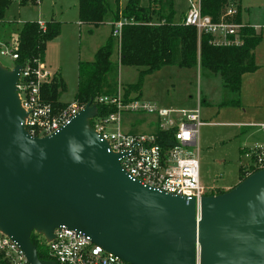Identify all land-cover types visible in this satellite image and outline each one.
Segmentation results:
<instances>
[{
	"label": "water",
	"instance_id": "water-1",
	"mask_svg": "<svg viewBox=\"0 0 264 264\" xmlns=\"http://www.w3.org/2000/svg\"><path fill=\"white\" fill-rule=\"evenodd\" d=\"M21 69L0 64V231L29 264H56L39 258L31 237L51 240L60 226L130 264H264V169L186 205L127 175L91 128L92 103L56 134L30 137Z\"/></svg>",
	"mask_w": 264,
	"mask_h": 264
},
{
	"label": "built area",
	"instance_id": "built-area-1",
	"mask_svg": "<svg viewBox=\"0 0 264 264\" xmlns=\"http://www.w3.org/2000/svg\"><path fill=\"white\" fill-rule=\"evenodd\" d=\"M189 1L191 5L184 24L194 27L199 38L201 35H210L211 43L220 47L244 45L243 30L247 25L235 21L238 15L236 6L227 8L219 20L214 21L212 17L203 14L201 0ZM128 23L129 20L121 18L111 25V36L117 43L121 41L123 27ZM38 25L43 32L46 31L45 22L38 21ZM4 48L6 51L0 54L9 55L16 65L18 55L7 50L5 46ZM55 77L56 75H51L46 70L44 62H38L36 66L28 64L21 69L17 94L21 108L26 113L24 129L32 138L43 139L56 134L84 108L74 101L64 109H55L44 101L42 88ZM96 102L116 107L113 114L107 116L97 114L91 119L90 125L107 143L110 152L122 156L119 160L120 165L127 175L161 193L185 198L186 205L194 199L199 207L207 191L199 181L198 137L199 129L205 124L201 118L200 104L197 108L188 109L163 108L155 103H142L139 100L124 102L123 91H119L115 96L99 97ZM132 113L153 115L154 131L148 134H131L122 130L124 115ZM256 127L264 130V123ZM156 131L174 132L177 144L164 150L158 142ZM242 158L246 163L241 165V169L246 177L263 170L264 146L245 148ZM38 235L45 252L56 264H130L92 243L90 236L66 226L56 228L51 240L42 234ZM0 264H29L18 244L2 231Z\"/></svg>",
	"mask_w": 264,
	"mask_h": 264
},
{
	"label": "rangeland",
	"instance_id": "rangeland-1",
	"mask_svg": "<svg viewBox=\"0 0 264 264\" xmlns=\"http://www.w3.org/2000/svg\"><path fill=\"white\" fill-rule=\"evenodd\" d=\"M127 1L121 0V8ZM173 3L174 21L179 23L190 9L191 2L173 0ZM239 6L241 22L258 26L257 33L261 35V41L254 51L259 69L244 77L239 107L223 106L222 103L232 97L224 88L221 76L201 69L199 65L193 69L164 67L146 74L140 87L139 101L155 103L163 108H197L201 93V117L205 124L199 129L198 161L199 181L207 190L206 194L225 192L224 188L238 185L241 165L246 163L242 158V148L264 146V130L239 127L247 123H264V0H240ZM5 20L18 24L40 20L61 23L60 34L47 43L44 66L51 75H59L66 85L60 102L73 103L78 89V64L80 61L94 60L96 51L108 40V24L88 34L87 28L78 24V0H39L36 5L24 7L14 1L5 13ZM1 44L0 52L6 51L4 46L14 51L13 47L17 45L11 40L6 43L1 41ZM112 60L118 62L117 43ZM0 64L8 69L15 66L9 55L0 54ZM140 80L139 69L119 66V91ZM153 119L154 116L147 113L127 114L121 127L127 133L148 134L153 131L150 128V124L154 125ZM253 133L252 139L248 140V135Z\"/></svg>",
	"mask_w": 264,
	"mask_h": 264
},
{
	"label": "trees",
	"instance_id": "trees-1",
	"mask_svg": "<svg viewBox=\"0 0 264 264\" xmlns=\"http://www.w3.org/2000/svg\"><path fill=\"white\" fill-rule=\"evenodd\" d=\"M14 1L24 7L36 5L39 0H0V43L11 40L14 53L18 55L16 64L20 66H36L44 62L47 43L61 32V23L46 21L43 32L37 21L18 24L5 20V13ZM121 0H78V18L80 25L99 28L106 24H114L121 18L129 23L123 27L119 43L110 36L95 53L93 61H80L78 64V89L75 102L81 106L88 103L96 106L98 116H107L116 112L115 106L101 105L96 99L103 96H115L119 92V66L139 69L140 81L135 85L123 87L124 102L139 100L140 87L146 74L156 72L164 67L176 66L182 69H201L221 76L223 86L232 97L223 106L239 107L242 77L258 70L254 51L261 41V35L247 25L243 30L245 43L241 47H220L211 43L210 35H201L192 26L174 21L175 10L173 0H128L123 8ZM240 0H201L204 15L218 21L221 14L231 6H236L238 15L235 21L241 22ZM118 62L112 60L116 52ZM66 89L59 75L42 88L45 102L55 109H64L68 104L60 102V95ZM132 94L135 97H131ZM127 115V114H126ZM125 116V115H124ZM174 132L156 131L158 142L164 150L177 144ZM246 178L240 170V181ZM224 193L223 191L218 194ZM214 195L205 194V196ZM39 235L33 233L32 243L36 246L41 260L51 261L45 252Z\"/></svg>",
	"mask_w": 264,
	"mask_h": 264
},
{
	"label": "crops",
	"instance_id": "crops-1",
	"mask_svg": "<svg viewBox=\"0 0 264 264\" xmlns=\"http://www.w3.org/2000/svg\"><path fill=\"white\" fill-rule=\"evenodd\" d=\"M40 21H43V22H46V20H40ZM38 22V21H37ZM78 24H79V26H81V27H86L87 28V33L88 34H93V32H94V30H95V28H92V27H90V26H85V25H80V23H79V20H78ZM108 26H109V35H108V37L106 38V40L111 36V25L110 24H108ZM251 26V25H250ZM251 27H253L255 30H256V32H257V27L258 26H251ZM258 34V33H257ZM258 69H259V67H258ZM258 71V70H257ZM256 71V72H257ZM256 72H254V73H256ZM251 74H253V73H251ZM247 75H250V74H246V75H244L243 77H242V82H241V91H242V88H243V80H244V77H246ZM199 96V104H200V107H201V105H202V99L200 100V96H201V93H200V95H198ZM240 97H241V92H240ZM204 104V103H203ZM183 107V106H182ZM202 118V117H201ZM263 124V123H262ZM254 125V126H253ZM256 125H259V124H252V123H250V124H242V125H239V127L240 128H247V129H257L258 127H256ZM150 128L154 131V126H153V124H150ZM152 131V132H153ZM151 133V132H150ZM254 136V133L253 134H249L248 135V140H250V139H252V137ZM245 148H248V147H245ZM244 147L242 148V150H241V152H243V150L245 149ZM239 182H240V180H239ZM230 189H232V188H230V187H226V188H224L223 190L225 191V192H227V191H229Z\"/></svg>",
	"mask_w": 264,
	"mask_h": 264
},
{
	"label": "flooded vegetation",
	"instance_id": "flooded-vegetation-1",
	"mask_svg": "<svg viewBox=\"0 0 264 264\" xmlns=\"http://www.w3.org/2000/svg\"><path fill=\"white\" fill-rule=\"evenodd\" d=\"M214 195H218V193L217 192H214Z\"/></svg>",
	"mask_w": 264,
	"mask_h": 264
}]
</instances>
